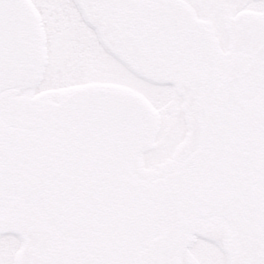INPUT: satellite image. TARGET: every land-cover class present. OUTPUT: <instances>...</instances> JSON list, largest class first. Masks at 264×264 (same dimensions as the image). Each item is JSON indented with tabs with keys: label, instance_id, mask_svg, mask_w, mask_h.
<instances>
[{
	"label": "water",
	"instance_id": "water-1",
	"mask_svg": "<svg viewBox=\"0 0 264 264\" xmlns=\"http://www.w3.org/2000/svg\"><path fill=\"white\" fill-rule=\"evenodd\" d=\"M97 2L114 15L105 0ZM27 8L23 0H0V95L39 72V38ZM137 27L134 40L146 42ZM114 100L88 104L60 128L12 126L0 115V211L19 195L37 204L68 239L59 264H148L142 244L159 222L190 211L217 213L263 264L264 205L255 188L254 145L243 136L249 138L252 122L264 124L260 114L214 101L220 126L206 157L151 181L133 178L125 157L136 125Z\"/></svg>",
	"mask_w": 264,
	"mask_h": 264
},
{
	"label": "rangeland",
	"instance_id": "rangeland-1",
	"mask_svg": "<svg viewBox=\"0 0 264 264\" xmlns=\"http://www.w3.org/2000/svg\"><path fill=\"white\" fill-rule=\"evenodd\" d=\"M183 1L189 4V7H184L181 2L179 10L171 8L168 12L174 21L178 22L180 18V23L168 21L166 27L161 25L147 29L149 33L156 31L161 38L158 36L157 41H150L151 38L146 37L150 41V46L159 48L166 55L175 54L182 60L187 59L186 61L200 67L206 74L213 75L210 67L212 63L215 69L228 70L230 75L224 79V82H229L233 88L237 108L243 112L255 107L258 110L259 102L264 97V0ZM30 2L41 23L45 67L42 78L34 88L20 90L16 98L0 100V112L10 120L11 124L16 126L24 121L33 122L35 129H48L44 125H39L49 113L47 109L41 111V108L44 109L43 99L58 105L60 97L75 88L92 84L115 85L116 87L102 88L101 91L126 99L130 104H127L131 107L130 110L123 104L117 105L118 108L125 113L129 112L136 130H141L140 126L145 127L142 143L133 147L131 153L138 158L141 150L153 147L155 144V147L144 153L141 159V164L138 166L141 173L145 176H154L162 171L167 161L172 159L176 149L185 141L189 132L187 114L190 115L192 129L198 133L203 142L204 149L198 153V158L205 153L208 148L205 139L214 138L220 126L211 81L200 73H195L191 66L181 65L184 62L177 58L165 59L156 64H151L148 60L144 61L145 57L140 54L141 50L132 44L133 37L129 27L117 23L108 14L97 9L99 15L96 19L100 22L96 26L107 47L136 71L156 82L171 85L152 83L138 76L106 50L100 43L96 29L85 21L75 0H30ZM166 4L175 5L173 0H167ZM129 15L124 12L123 17H132ZM179 24L181 26H178ZM169 40L172 43H168ZM219 49L222 53L229 51L230 53L223 55ZM256 77L262 82L255 84ZM240 83L242 88L238 89ZM215 88H217V97H223L221 86L216 84ZM93 91L99 90L96 88L88 90V92ZM226 95L230 97L229 92ZM184 99L188 102L185 110ZM219 102L223 103V101ZM238 113L234 110V114L239 116ZM260 117L264 121V113H261ZM249 128L251 130L247 133L251 136L249 138L243 136L248 141L250 139L254 145L255 188L264 205V124L255 121L249 125ZM30 210L35 211L29 205L22 209L23 212H31ZM18 216L19 212L14 214V217ZM36 217L38 219L39 215ZM30 220L34 221L31 214L27 217V223ZM171 220L180 225L194 223L206 227L207 230L218 231L223 227L224 233L230 235L226 243L229 260L223 241L211 236L200 237L196 235V232H201L197 228L189 229L190 234L196 236L194 235L195 237L190 240L187 238L189 241L181 251L175 246L180 241L177 244L176 240L170 237L166 240V244L178 255V264H258L243 249L240 232L235 230L234 225L221 214L202 215L190 211L172 216ZM46 223L49 222L42 221L40 217L39 224L35 226L40 225L44 230L48 228ZM11 225L13 227L12 223H8L6 227L9 228L3 230L7 232L0 234V264H16V255L22 247V238L32 237L33 234L36 239V236L42 233L40 230L39 233L37 231L24 233L27 224L18 221L15 226L19 225L17 228L21 232L12 235ZM216 231L213 233L221 235ZM188 234L187 231V237ZM48 238L49 236H42L39 243ZM165 248L162 244L159 248L152 246L146 254L157 256L162 263H168L170 252L168 253ZM27 255L28 253H23L20 262L24 263ZM46 261L48 262L41 263V260H37L32 264H58L52 259Z\"/></svg>",
	"mask_w": 264,
	"mask_h": 264
}]
</instances>
